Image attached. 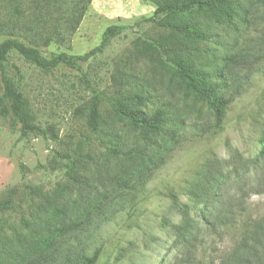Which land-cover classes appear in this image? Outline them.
<instances>
[{"label":"rangeland","instance_id":"1","mask_svg":"<svg viewBox=\"0 0 264 264\" xmlns=\"http://www.w3.org/2000/svg\"><path fill=\"white\" fill-rule=\"evenodd\" d=\"M42 1L37 6L35 0H0V43L13 35L51 60L59 54L85 56L102 45L107 28L121 30L101 52L73 67L41 69L15 52L4 63V74L28 100L39 130L24 134L21 125L11 127L0 117V198L13 187L22 192L25 185L42 196L16 199L18 208L0 218L17 226L40 214L48 228L38 233L37 224L33 233L52 243L26 264H81L95 252L96 264H242L246 239L264 224V161L258 159L264 138V0H241L246 12L241 30L221 28L208 44L213 48L207 64L229 65L225 75L240 87L220 127L206 104L172 79L167 54L173 42L148 21L153 3L92 0L72 31L65 18L81 0H60L56 10ZM145 44L154 47L145 50ZM231 53L240 56L233 65L224 60ZM118 66L158 89L149 109L166 103L183 121L174 141L155 150L157 157L152 163L146 159L142 172L123 159H108L103 135L87 125V106L98 94L103 120L116 123L127 142L134 139L128 121L119 122L110 103L117 95ZM214 158L222 171L217 178L223 196L214 206L219 220L210 227L196 223L190 236L179 230L184 205L191 206L189 214L197 221L189 191L201 188L202 170ZM57 207L65 211L56 213ZM70 210L76 211L74 226L66 216ZM31 236L27 232V241Z\"/></svg>","mask_w":264,"mask_h":264},{"label":"trees","instance_id":"2","mask_svg":"<svg viewBox=\"0 0 264 264\" xmlns=\"http://www.w3.org/2000/svg\"><path fill=\"white\" fill-rule=\"evenodd\" d=\"M36 5L43 2L35 0ZM151 2L156 9L154 16L148 21L153 22L163 31L168 32L166 41L171 40L173 45L167 54V65L172 70V79L177 84L190 93L195 98L209 108L216 121L217 127L222 126L226 111L233 95L240 93V87H234V81L225 75L229 65L219 68L214 64H207V56L212 51L209 43L215 42V37L219 36L221 28L241 30L242 20H246V12L241 0H142ZM92 0H81L65 18L67 27L75 31L79 26L85 12L91 6ZM49 5L57 9L60 0H49ZM13 10L21 14V9L14 6ZM118 26H111L105 31L102 45L95 48L85 56H69L59 54L48 60L44 58L40 51L27 45L17 37L10 35L0 43V70H1V90H0V117L10 122L11 127L21 125V131L25 134L39 129L34 125V118L29 110L28 100L24 94L16 89L15 85L4 74V63L8 61L9 55L13 52L19 54L27 61L45 70L53 69L60 64L75 66L79 61H86L96 52H101L108 45L111 38L120 32ZM157 46L161 44L159 40H153ZM154 45L144 46L145 50L153 48ZM242 60L243 56L241 55ZM236 53L227 54L225 61L232 65L239 60ZM223 60V58L221 59ZM16 68V66H14ZM247 81L249 77L245 78ZM114 86L117 88V95L110 101L115 118L121 122L128 121V125L135 132L131 143L127 142L123 135L119 134L116 123L103 120L100 111L99 95L95 94L87 106V125L89 129L100 135L101 142L107 148L108 159L121 161L122 159L134 168V171H144V163L154 162L157 157L155 150H163L165 141H174L175 136L183 121L176 110L169 105L160 104L154 109L149 106L155 105L158 98V89L146 79L130 72L127 68L118 66L115 68L113 76ZM245 82L242 78V91ZM258 159L264 161V138L261 139V147L258 151ZM144 162V163H143ZM122 172L126 173V167ZM217 159L208 161L204 166L203 183L200 189L193 188L189 191V196L196 203L197 221L189 214L190 205H184V222L179 227L181 232H188L191 235L197 229V224L214 226L219 217L215 206L217 200L223 196L220 185L222 171H219ZM99 166H101L99 164ZM213 172V173H212ZM215 173V174H214ZM71 179L76 181L77 175L72 170ZM7 195L0 198V214L18 208L16 199L26 197L30 199L34 195L42 193L36 189L25 185L22 192L13 187L7 191ZM42 196V195H41ZM176 205L180 201L174 196ZM212 205V206H211ZM201 206V207H198ZM64 208L57 207L56 213H62ZM65 213V212H64ZM39 214V213H38ZM37 214V215H38ZM76 211L70 210L66 215L71 225H75L73 216ZM38 220L27 221L24 218L17 226L8 224L0 218V264H26L31 258L45 253L46 249L52 247L44 235L37 236L34 230L39 224L38 233H42L47 227L40 214ZM233 222V221H230ZM27 232L32 233L31 240L27 241ZM244 251L246 256L242 259V264H264V224L259 227L250 238L246 239ZM98 252L91 257H84L81 264H96Z\"/></svg>","mask_w":264,"mask_h":264}]
</instances>
